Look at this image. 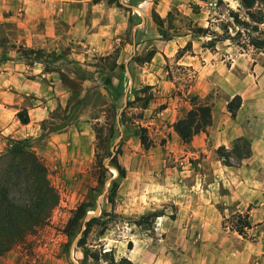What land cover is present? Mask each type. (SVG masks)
<instances>
[{"label": "rangeland", "instance_id": "obj_1", "mask_svg": "<svg viewBox=\"0 0 264 264\" xmlns=\"http://www.w3.org/2000/svg\"><path fill=\"white\" fill-rule=\"evenodd\" d=\"M235 13L247 18L239 0H0V71L15 46L22 65L37 61L45 73L22 71L40 85L24 105L9 107L12 131L32 99L47 104L46 116L14 138L0 126V155L9 140H24L60 194L50 220L9 257L18 264H264V199L242 205L234 198L244 193L240 180L264 181L263 158L244 164L254 131L234 132L253 107L261 114L264 49L237 33ZM29 21L52 32L48 46L14 44ZM227 34L235 38L208 47ZM193 98L235 126L224 120L220 136L211 123L184 142L174 124ZM99 198L95 222L88 227L84 218L70 241L63 231L72 212L85 204L92 213ZM246 217L254 230L243 237L236 227Z\"/></svg>", "mask_w": 264, "mask_h": 264}, {"label": "trees", "instance_id": "obj_2", "mask_svg": "<svg viewBox=\"0 0 264 264\" xmlns=\"http://www.w3.org/2000/svg\"><path fill=\"white\" fill-rule=\"evenodd\" d=\"M115 0H110L114 2ZM247 9V18L234 14V23L240 27L239 35L246 33V43L258 50L264 49V0H239ZM231 35L216 36L208 41V47H214L220 40L234 39ZM21 123L28 124L30 118L26 109L18 113ZM212 123L211 105L191 101V109L174 124V130L184 141L204 131ZM144 130V129H143ZM147 137L142 136L146 144ZM8 148L0 155V256L8 253L25 238L45 225L60 203L58 189L52 184L45 162L24 141L11 139ZM124 171L120 169V175ZM113 193L110 200H113ZM85 204H80L68 220L63 233L71 241L76 236L75 228L87 215ZM97 218L86 222L91 226ZM245 228H251L248 217L236 231L246 236ZM85 244L82 237L78 243Z\"/></svg>", "mask_w": 264, "mask_h": 264}, {"label": "crops", "instance_id": "obj_3", "mask_svg": "<svg viewBox=\"0 0 264 264\" xmlns=\"http://www.w3.org/2000/svg\"><path fill=\"white\" fill-rule=\"evenodd\" d=\"M53 7L51 8H57L62 9L64 4H51ZM47 22L49 24H53V21L47 18ZM23 22L16 24L21 25ZM55 24V23H54ZM28 34L25 35H19L16 34L15 38L13 39L14 44H21L24 42L26 46L32 47V48H45L48 46V43L51 41L48 35L52 34L50 30L44 29V30H37L34 29L35 27L29 21L28 23ZM50 31V32H49ZM55 34V33H54ZM57 34V33H56ZM55 34V35H56ZM17 48L14 46L12 48V51L8 53V55L14 57L12 60V64H9L3 68L0 71V80H2V83H0V126L1 129L4 130L1 133L2 134H8L12 133V138H14L18 133H21L27 126L32 125L34 122L42 120L46 116V103L39 101V100H33L34 104L32 106H27L28 115L30 118V123L28 124H20V128L16 126V131L13 132L12 128L14 124L11 125V121L9 119V107H12L14 105H24L25 100H27V97L34 94L33 89L39 90L40 83L39 80H34L32 77L31 79H28L24 74L22 73L23 70L27 71L28 74H36L38 72H42V76H45V73L41 71V68H39V62L35 61L33 64L28 65H22L23 61L19 58H15L17 56ZM33 71V72H31ZM33 76V75H32ZM37 77V74L35 75ZM36 79V78H35ZM258 93V92H256ZM255 93V94H256ZM37 96V95H36ZM262 96V95H260ZM245 98V97H244ZM244 106V103L242 104V107ZM242 107L240 109H242ZM215 109L212 111V126L210 128L215 130L216 133L220 132L221 134H225V128L223 126L224 120L228 122L229 124H232L235 126V120L236 119H230L228 117V114L219 115L217 106L214 107ZM252 114L253 117L246 118L242 125L239 124L237 129L234 131L236 132V136H245L248 135L247 131H254V134L252 136L253 142H252V156L246 160L245 165L250 162L251 159H264V104L261 106L260 113L257 114V111L255 107L252 108ZM19 109L15 110V114ZM226 111V108H225ZM220 118V119H219ZM252 119V121H250ZM255 121V122H254ZM10 125V126H9ZM233 132V133H234ZM226 135L228 136L227 140H224V145L228 148H231V142H230V132H226ZM212 136V134H211ZM198 137H200V134L194 136V140H196ZM205 138L207 137V134H204L203 140L205 141ZM253 165V164H252ZM254 169H256L255 166H253ZM239 186H243V190L240 187L239 192H244L243 194L237 193L236 196H234L235 201L240 204L244 205V202H254L259 201L260 197L264 199V181L261 180V178H254L251 181H241L239 183ZM211 202H209V206L211 208ZM255 211V208H252L250 219L254 220L253 225H255L256 220L252 219L253 212ZM251 231L254 230V226L250 228ZM14 255L13 249L6 253V257L4 255L0 256V264H18V261L14 258H11L9 256ZM20 264H26L24 260L20 262Z\"/></svg>", "mask_w": 264, "mask_h": 264}, {"label": "water", "instance_id": "obj_4", "mask_svg": "<svg viewBox=\"0 0 264 264\" xmlns=\"http://www.w3.org/2000/svg\"><path fill=\"white\" fill-rule=\"evenodd\" d=\"M114 149V146L112 147ZM101 199L102 198H99L98 199V202H97V206L95 208V210L92 212V213H88L85 217V222L89 221L91 218L97 216L99 214V211H100V202H101ZM78 237H80V234L78 235ZM77 237V239H78ZM74 248H75V241L73 242L72 246H71V250H70V253H71V257L74 259Z\"/></svg>", "mask_w": 264, "mask_h": 264}]
</instances>
